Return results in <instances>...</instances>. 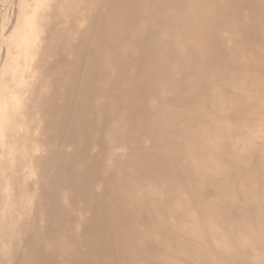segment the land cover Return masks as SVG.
I'll return each mask as SVG.
<instances>
[{"label": "bare ground", "instance_id": "1", "mask_svg": "<svg viewBox=\"0 0 264 264\" xmlns=\"http://www.w3.org/2000/svg\"><path fill=\"white\" fill-rule=\"evenodd\" d=\"M31 7L1 43L0 264H264V0Z\"/></svg>", "mask_w": 264, "mask_h": 264}, {"label": "rangeland", "instance_id": "2", "mask_svg": "<svg viewBox=\"0 0 264 264\" xmlns=\"http://www.w3.org/2000/svg\"><path fill=\"white\" fill-rule=\"evenodd\" d=\"M17 1L18 0H16V1L15 0H5V1L0 0V25H1V27H0V66L3 62L2 59L5 57V53H6L5 47L2 46L1 43L3 42V40L5 38L9 39V38H12L13 36H15V34L17 32V28H19L20 25L23 27V29H25V33L21 36V39H22V42L24 45H26V46L29 45V47H30L34 43V40L36 39V32L34 34L35 19L33 17V8L31 7L32 0H19L18 2ZM10 3H11L12 8L9 5ZM17 4L20 7L17 6ZM30 8H32V10ZM14 13H15V16H14ZM3 19L5 22L3 21ZM30 20H32V21H30ZM11 24H12V26H11ZM7 30L9 33L7 32ZM8 34H9V36H8ZM28 36H29V38H28ZM26 37H27V39H25ZM29 57L30 56L27 57L28 58L27 60H29ZM10 59H11V62H13V60L15 59V56L13 55V57H10Z\"/></svg>", "mask_w": 264, "mask_h": 264}]
</instances>
